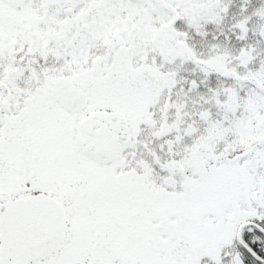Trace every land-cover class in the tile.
<instances>
[{"label":"snow or ice","instance_id":"obj_1","mask_svg":"<svg viewBox=\"0 0 264 264\" xmlns=\"http://www.w3.org/2000/svg\"><path fill=\"white\" fill-rule=\"evenodd\" d=\"M0 264H264V0H0Z\"/></svg>","mask_w":264,"mask_h":264}]
</instances>
